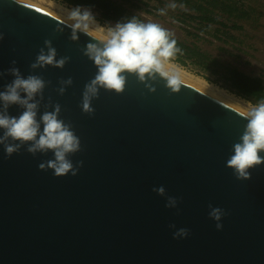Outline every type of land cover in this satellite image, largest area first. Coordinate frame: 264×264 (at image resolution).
Segmentation results:
<instances>
[{
    "label": "water",
    "instance_id": "95a60500",
    "mask_svg": "<svg viewBox=\"0 0 264 264\" xmlns=\"http://www.w3.org/2000/svg\"><path fill=\"white\" fill-rule=\"evenodd\" d=\"M66 18L39 0H0V71L15 60L25 77L51 81L44 103L51 97L62 106L60 118L81 141L70 159L83 161L76 176L56 177L39 169L52 152L33 156L25 145L6 157L0 145V264H264V164L248 180L227 167L246 111L182 76L180 91L170 93L163 81L150 92L129 75L123 94L101 89L94 114L83 113L84 85L97 68L82 49L105 35L93 29L71 41ZM46 39L57 59L70 61L33 73ZM68 77L73 84L61 96L58 81ZM12 79H0V91ZM160 186L166 196L153 191ZM167 196L177 208L165 207ZM209 204L227 213L221 230ZM180 228L189 235L174 239Z\"/></svg>",
    "mask_w": 264,
    "mask_h": 264
},
{
    "label": "clouds",
    "instance_id": "9594fccd",
    "mask_svg": "<svg viewBox=\"0 0 264 264\" xmlns=\"http://www.w3.org/2000/svg\"><path fill=\"white\" fill-rule=\"evenodd\" d=\"M15 3H21V0H15ZM167 7L176 9L178 5L171 3ZM160 14H164V9L160 10ZM63 23L71 29L70 40L74 42L79 40L78 33L90 36L93 29L101 27L92 11L81 6L68 9ZM57 31L63 32V28ZM104 32L105 39L99 43L89 42L82 49L83 54L97 68L94 78L84 85L81 100L83 113L94 114L92 101L99 98L101 89L117 95L123 94L129 75H134L150 92L156 91L153 84L160 81L164 82L170 93L180 91L183 83L180 74L174 65L169 68L181 53L171 31L158 23L144 22L132 17L126 22L107 26ZM3 39L4 34L0 33V40ZM57 56L52 41L46 39L44 47L39 49L35 61L30 65L32 72L47 66L63 69L70 57L62 56L57 59ZM11 63V67L0 71V79L8 75L14 77L0 91V145L4 146L6 157L19 154L21 148L27 145L26 151L33 156L37 153H53L52 159L39 164L40 170L51 169L56 177L69 173L76 176L83 161L74 166L70 157L82 151L81 141L73 130V125L60 118L62 106L54 103L51 97L44 103V91L51 81L36 74L25 77L15 66L16 61ZM58 83L56 91L62 96L73 84V80L71 77L61 78ZM42 104L45 111L39 114ZM14 105L22 109L19 116L9 114V108ZM49 108L53 110H47ZM240 116L247 120V124L239 142L232 147L233 154L227 160V167L233 170V175L238 180H248L251 178L250 169L264 164V156L261 155L264 153V101L246 112H241ZM153 191L160 196H166L163 186L154 188ZM177 206L178 199L167 196L165 207L173 209ZM209 209V217L217 222V230H221L223 225L220 221L227 213L211 204ZM169 227L174 229L176 226L172 224ZM188 235L189 229L180 228L173 233V238L182 239Z\"/></svg>",
    "mask_w": 264,
    "mask_h": 264
},
{
    "label": "trees",
    "instance_id": "16d2710c",
    "mask_svg": "<svg viewBox=\"0 0 264 264\" xmlns=\"http://www.w3.org/2000/svg\"><path fill=\"white\" fill-rule=\"evenodd\" d=\"M66 7L81 6L89 8L96 14L95 19L99 24L114 26L117 22H126L132 17L146 22L135 9L146 13H152L151 7L143 0H54ZM185 9L179 12L182 23H197L203 33H207L212 25L215 32L223 33L230 38L231 35L225 29L240 31L242 25L239 21L250 19V13L244 8V4L234 0H175ZM177 9V8H176ZM175 9V10H176ZM231 25L227 26L226 21ZM189 35L198 36L185 29ZM199 37V36H198ZM175 38V37H174ZM177 46L181 53L177 55L174 63L181 67H190L207 82H213L231 94L243 98L252 104L264 101V72L262 75H250L239 70L233 65L222 62L203 51L195 44L184 43L177 38Z\"/></svg>",
    "mask_w": 264,
    "mask_h": 264
},
{
    "label": "rangeland",
    "instance_id": "374dc122",
    "mask_svg": "<svg viewBox=\"0 0 264 264\" xmlns=\"http://www.w3.org/2000/svg\"><path fill=\"white\" fill-rule=\"evenodd\" d=\"M48 1L57 3L66 9L71 8L54 0ZM114 1L120 2L121 0ZM234 1L238 4L239 2L244 4V8L250 13V19L239 21V24L242 25L240 31L225 29L232 38L223 33L215 32V28H219L216 25H212L210 29H207V33H203L200 27L196 25L197 23H182V19L179 17V12L185 8L180 7L181 4L176 3L175 0H143V2L148 3L149 7H151L149 9L152 10V13H146L137 9H135V12H137L146 22H154L162 25L164 28L171 31L174 34V37L178 40L187 44H195L216 59L233 65L246 74L255 76L262 75L264 72V0ZM171 3H176L178 5L176 10L167 7ZM161 9H164L163 15L160 14ZM93 15L96 16L95 13H93ZM226 23L227 26L231 25L230 20L226 21ZM99 25L103 28L112 26L109 24ZM185 29L199 37L187 34ZM173 65L179 74L183 75L185 78L202 81L204 86H208L212 90L215 89L216 92L223 91L231 97L236 99L240 98L234 96L229 91L219 87L213 82H207L200 75H197L196 71H193L190 67L184 68L172 62V65H169V68L171 69ZM240 99L244 101V105L240 106L245 111L256 105L243 98Z\"/></svg>",
    "mask_w": 264,
    "mask_h": 264
},
{
    "label": "bare ground",
    "instance_id": "6f19581e",
    "mask_svg": "<svg viewBox=\"0 0 264 264\" xmlns=\"http://www.w3.org/2000/svg\"><path fill=\"white\" fill-rule=\"evenodd\" d=\"M39 1H41V2H43V3H45V4H48L49 6L55 8V9L59 10L60 12H62V13H64V14L67 15V10H68V9L62 7L61 5H59V4H57V3H54V2H51V1H48V0H39ZM95 30H97V31H99V32H101L102 34L105 35L104 28H103L102 26H101V27H97V28H95ZM180 76L184 77L183 75H180ZM184 78H185V77H184ZM186 79L189 80V81H191V82H193V83H195V84H197L198 86H200V87H202V88L208 90L209 92H211V93H213V94H215V95L221 97L222 99H224V100H226V101L232 103L233 105H235V106H237V107H239V108H241L240 105H244V101L241 100L240 98H239V99H236V98H234V97H231L230 95H228L227 93H225V92H223V91H217V92H216L215 89L212 90V89H210V87H208V86H204L203 83H202V81L195 80V79H189V78H186ZM234 96H235V95H234ZM246 105H247V104H246ZM241 109H242V108H241Z\"/></svg>",
    "mask_w": 264,
    "mask_h": 264
},
{
    "label": "snow or ice",
    "instance_id": "6c2138e0",
    "mask_svg": "<svg viewBox=\"0 0 264 264\" xmlns=\"http://www.w3.org/2000/svg\"><path fill=\"white\" fill-rule=\"evenodd\" d=\"M39 11V10H38Z\"/></svg>",
    "mask_w": 264,
    "mask_h": 264
}]
</instances>
